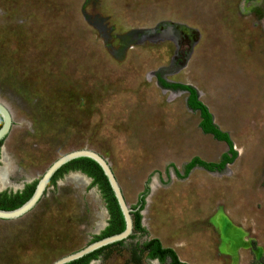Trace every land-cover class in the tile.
Masks as SVG:
<instances>
[{
    "label": "rangeland",
    "instance_id": "obj_1",
    "mask_svg": "<svg viewBox=\"0 0 264 264\" xmlns=\"http://www.w3.org/2000/svg\"><path fill=\"white\" fill-rule=\"evenodd\" d=\"M159 78L194 88L228 135L238 155L222 172L183 177L228 146ZM0 102L12 116L2 192L80 149L107 160L131 209L148 190L145 233L90 264H161L139 252L151 238L187 264L264 256V0H0ZM108 220L97 186L69 172L30 212L0 220V264H52Z\"/></svg>",
    "mask_w": 264,
    "mask_h": 264
},
{
    "label": "trees",
    "instance_id": "obj_2",
    "mask_svg": "<svg viewBox=\"0 0 264 264\" xmlns=\"http://www.w3.org/2000/svg\"><path fill=\"white\" fill-rule=\"evenodd\" d=\"M186 56V54H184ZM158 83L162 88L172 89V90H181L187 93V101L186 105L189 110L193 112H197L199 114V128L200 130L206 134L210 135L216 141L225 142L228 146V151L224 154L221 160L218 163H206L199 158L191 159L184 166V178L188 176L192 169L195 167L206 170L207 172H222L226 165H229L234 162L237 158V152L233 149V145L226 133L221 132L213 123L212 115L209 113L208 109L205 105L199 101L197 92L194 88L182 84L175 83H166L165 81L158 79ZM2 125V121L0 118V127ZM3 142L0 143V148ZM69 172H80L85 175L87 178L91 179L92 186H97L100 191L105 204L106 210L109 215L108 226L102 232L101 236L97 238L96 241L106 238L112 235H116L121 233L124 230V220L121 215V212L118 208L116 200L113 196V193L109 187V184L103 175L101 169L97 164L89 159H78L74 160L62 168H60L55 175L50 180L48 186L54 184L58 179L62 178L63 175ZM37 181L26 185L21 192H16L15 194H7V192L0 193V210L10 211L20 207L24 204L33 194ZM148 190L145 189L143 194L140 195L138 205L139 209L132 214L133 218V232L144 234L145 229L141 225L142 216L140 212L144 209L145 206V198ZM137 207V206H136ZM136 207L134 209H136ZM130 236L129 238H132ZM128 238V239H129ZM95 242V241H94ZM122 242H118L116 244L104 247L100 250H97L80 260L71 262L69 264H90L92 261L98 259L100 254L116 245L122 244ZM140 254H146V257L149 260H157L159 263L164 264L167 259H169L168 264H186L184 262L179 261L178 256L171 248H165L161 245L160 241L156 238H151L146 241L139 249ZM256 264H264V256L257 261Z\"/></svg>",
    "mask_w": 264,
    "mask_h": 264
},
{
    "label": "water",
    "instance_id": "obj_3",
    "mask_svg": "<svg viewBox=\"0 0 264 264\" xmlns=\"http://www.w3.org/2000/svg\"><path fill=\"white\" fill-rule=\"evenodd\" d=\"M184 92V91H183ZM0 118L2 121V125L0 127V143L4 142L6 137L8 136L11 127H12V116L7 108V106L0 102ZM1 149V148H0ZM78 159H89L93 161L95 164L99 166L103 175L105 176L109 187L113 193V196L116 200L118 208L121 212V215L124 220V230L116 235H112L106 238H102L98 241H95L83 249L72 253L70 255L64 256L52 264H69L71 262L77 261L82 259L83 257L100 250L104 247L116 244L118 242H122L127 240L131 234L133 233V218L132 214L139 209V205H137L136 209H131L123 196L121 188L113 174V171L107 162L101 155L97 152L89 150V149H80L71 151L57 160H55L44 172L41 178L37 181L35 189L31 197L20 207L10 210V211H3L0 210V220H15L18 219L28 212H30L41 200L43 197L46 189L48 188V184L55 173L62 168L64 165ZM91 180V179H90ZM0 193H2V189H0ZM14 193V192H13ZM142 212V211H141ZM140 212V214H141Z\"/></svg>",
    "mask_w": 264,
    "mask_h": 264
},
{
    "label": "bare ground",
    "instance_id": "obj_4",
    "mask_svg": "<svg viewBox=\"0 0 264 264\" xmlns=\"http://www.w3.org/2000/svg\"><path fill=\"white\" fill-rule=\"evenodd\" d=\"M3 156H4V154H3ZM5 174H2V173H0V184L3 186H5V183H6V179H5V176H4Z\"/></svg>",
    "mask_w": 264,
    "mask_h": 264
},
{
    "label": "flooded vegetation",
    "instance_id": "obj_5",
    "mask_svg": "<svg viewBox=\"0 0 264 264\" xmlns=\"http://www.w3.org/2000/svg\"><path fill=\"white\" fill-rule=\"evenodd\" d=\"M3 158V157H2ZM1 189V188H0ZM3 190V189H2ZM4 192H7V194H15L16 192H14L13 193V191L12 192H10V191H4Z\"/></svg>",
    "mask_w": 264,
    "mask_h": 264
},
{
    "label": "crops",
    "instance_id": "obj_6",
    "mask_svg": "<svg viewBox=\"0 0 264 264\" xmlns=\"http://www.w3.org/2000/svg\"><path fill=\"white\" fill-rule=\"evenodd\" d=\"M195 168H197V167H195ZM195 168H194V169H195ZM192 170H193V169H192ZM192 170H191V171H192ZM156 239H157V238H156ZM184 263H185V262H184ZM186 264H187V263H186Z\"/></svg>",
    "mask_w": 264,
    "mask_h": 264
}]
</instances>
